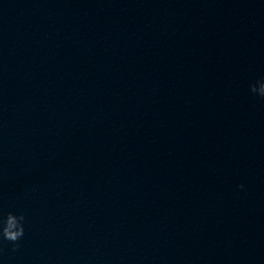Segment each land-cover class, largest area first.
I'll use <instances>...</instances> for the list:
<instances>
[{"label":"clouds","instance_id":"clouds-1","mask_svg":"<svg viewBox=\"0 0 264 264\" xmlns=\"http://www.w3.org/2000/svg\"><path fill=\"white\" fill-rule=\"evenodd\" d=\"M251 91L264 97V81L257 82L251 86ZM244 185H238L243 189ZM25 235V216L8 212L5 216H0V240L7 241L12 245V251L19 248V241Z\"/></svg>","mask_w":264,"mask_h":264}]
</instances>
